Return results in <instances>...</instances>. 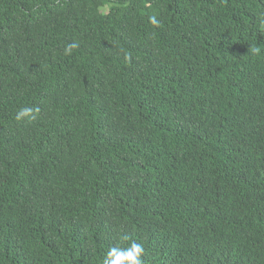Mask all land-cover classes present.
Returning a JSON list of instances; mask_svg holds the SVG:
<instances>
[{"label": "trees", "instance_id": "1", "mask_svg": "<svg viewBox=\"0 0 264 264\" xmlns=\"http://www.w3.org/2000/svg\"><path fill=\"white\" fill-rule=\"evenodd\" d=\"M262 20L264 0H0V264L131 240L145 264H264Z\"/></svg>", "mask_w": 264, "mask_h": 264}, {"label": "clouds", "instance_id": "2", "mask_svg": "<svg viewBox=\"0 0 264 264\" xmlns=\"http://www.w3.org/2000/svg\"><path fill=\"white\" fill-rule=\"evenodd\" d=\"M150 22L159 25V21L155 16L150 18ZM261 24L264 25V20L261 21ZM73 47H75V45H69L65 49V54H69ZM253 51H255V48H253ZM38 111L39 109H34L32 107H23L18 110L16 119L21 120L27 118L34 120L36 119L35 113ZM122 240L129 241V237L125 235ZM144 255V244L137 240H131L126 246L116 245L109 248L104 256L103 264H145L143 259Z\"/></svg>", "mask_w": 264, "mask_h": 264}]
</instances>
